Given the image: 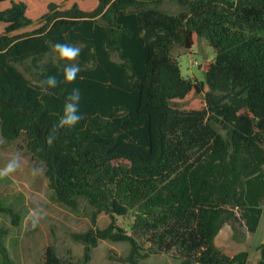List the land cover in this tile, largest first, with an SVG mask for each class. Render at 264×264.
Wrapping results in <instances>:
<instances>
[{
  "label": "trees",
  "instance_id": "obj_1",
  "mask_svg": "<svg viewBox=\"0 0 264 264\" xmlns=\"http://www.w3.org/2000/svg\"><path fill=\"white\" fill-rule=\"evenodd\" d=\"M200 37L217 53L199 65L205 81L184 78L173 55ZM56 43L81 48L71 85L63 62L44 60ZM48 76L58 86L44 92ZM72 88L83 119L58 128ZM0 137L4 149L25 143L59 202L94 208L93 226L72 233L83 259L66 262L54 245L46 264H88L107 240L130 244L124 264L160 253L252 264L216 238L233 220L255 234L264 215V0H0ZM0 252L13 263L1 240ZM258 252L264 264V243Z\"/></svg>",
  "mask_w": 264,
  "mask_h": 264
},
{
  "label": "rangeland",
  "instance_id": "obj_2",
  "mask_svg": "<svg viewBox=\"0 0 264 264\" xmlns=\"http://www.w3.org/2000/svg\"><path fill=\"white\" fill-rule=\"evenodd\" d=\"M162 9L175 15L182 12L181 8L167 1ZM173 55L180 63L184 78L205 81V75L199 70V65L204 61L215 60L217 53L203 40L192 50L177 49ZM44 60L59 62L55 55ZM27 77L31 78L29 75ZM2 144L0 137V168L14 155L18 154L20 157L19 168L9 176L0 177V240L8 250L12 264H46V251L54 245L66 262L72 260L77 263L84 257L85 245L76 242L72 233H84L93 226L94 208L82 200L79 211L74 212L59 202L50 187L44 166L32 161L25 143L17 141L7 149H4ZM34 169L42 171L34 173ZM30 209H37L41 213L42 218L35 228L31 226L30 221H26ZM110 222L109 217L103 216L98 220L96 227L104 229ZM118 224L124 227L126 222L120 218ZM233 228H238L246 235L244 243L234 240ZM216 243L230 256L248 252L251 263L257 264L260 258L258 249L264 243V215L261 227L255 234L249 233L237 220L229 221L216 238ZM130 251L129 243L101 241L88 264H124L118 259L128 258ZM144 263L181 264V261L171 254L160 253L151 256Z\"/></svg>",
  "mask_w": 264,
  "mask_h": 264
},
{
  "label": "clouds",
  "instance_id": "obj_3",
  "mask_svg": "<svg viewBox=\"0 0 264 264\" xmlns=\"http://www.w3.org/2000/svg\"><path fill=\"white\" fill-rule=\"evenodd\" d=\"M53 52L55 53V58L64 64L62 73L63 82L68 85L73 84L77 80L81 71L80 65L76 62L80 56L81 48L76 44L56 43L53 46ZM43 84L44 92L55 89L58 86L57 77L48 76L47 79L43 81ZM80 101V89L72 88L69 95L65 98L63 112L57 125L58 128L72 129L80 123L83 119V115L80 112ZM54 139L55 136L51 135L48 142L51 143ZM19 161V155H14L3 168H0V177H6L14 173L20 166ZM33 171L34 173H39L42 169H34ZM41 218L39 210L30 209L26 221H30L31 226L35 228L39 224Z\"/></svg>",
  "mask_w": 264,
  "mask_h": 264
},
{
  "label": "water",
  "instance_id": "obj_4",
  "mask_svg": "<svg viewBox=\"0 0 264 264\" xmlns=\"http://www.w3.org/2000/svg\"><path fill=\"white\" fill-rule=\"evenodd\" d=\"M198 41H199V43H201L203 41V39L200 37Z\"/></svg>",
  "mask_w": 264,
  "mask_h": 264
},
{
  "label": "crops",
  "instance_id": "obj_5",
  "mask_svg": "<svg viewBox=\"0 0 264 264\" xmlns=\"http://www.w3.org/2000/svg\"><path fill=\"white\" fill-rule=\"evenodd\" d=\"M262 221H263V218H262ZM262 221H261V224H262ZM261 224H260V227H261ZM260 227H259V228H260ZM216 244H217V243H216ZM226 254H227V253H226ZM228 255H229V254H228Z\"/></svg>",
  "mask_w": 264,
  "mask_h": 264
}]
</instances>
